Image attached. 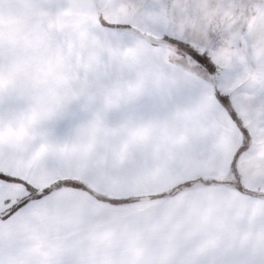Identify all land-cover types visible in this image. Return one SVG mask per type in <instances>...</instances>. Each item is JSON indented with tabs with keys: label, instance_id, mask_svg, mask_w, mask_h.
I'll return each mask as SVG.
<instances>
[{
	"label": "snow or ice",
	"instance_id": "1",
	"mask_svg": "<svg viewBox=\"0 0 264 264\" xmlns=\"http://www.w3.org/2000/svg\"><path fill=\"white\" fill-rule=\"evenodd\" d=\"M201 178L264 264V0H0V264H91L95 226Z\"/></svg>",
	"mask_w": 264,
	"mask_h": 264
},
{
	"label": "rangeland",
	"instance_id": "2",
	"mask_svg": "<svg viewBox=\"0 0 264 264\" xmlns=\"http://www.w3.org/2000/svg\"><path fill=\"white\" fill-rule=\"evenodd\" d=\"M193 183L194 190L173 185L159 194L164 196L138 197L152 203L145 214L126 218L119 229L95 226L85 247L91 264H234L241 256L236 254L242 253H235V227L252 224L255 236L257 216L235 192L227 199L218 192L212 200H201L207 180Z\"/></svg>",
	"mask_w": 264,
	"mask_h": 264
},
{
	"label": "crops",
	"instance_id": "3",
	"mask_svg": "<svg viewBox=\"0 0 264 264\" xmlns=\"http://www.w3.org/2000/svg\"><path fill=\"white\" fill-rule=\"evenodd\" d=\"M254 228H256V227H254V225H252V224H248V226L247 225L242 226V227L240 226V228L235 227L234 239L237 242V247L235 249V253L238 251H241V250H242V253L239 252L236 254V255L240 254L241 256L239 258H237V256L235 257L234 264H239V261L242 258H245V257L251 258L252 256L255 255L256 251H255V253H253V249H256L254 247V244L256 243V239H255L256 235L253 236ZM238 234H240L241 237L238 236ZM246 234H249V236L244 237V235H246ZM240 241H242V242H240ZM241 243H247V246L246 247H240L239 245ZM248 250H250V252Z\"/></svg>",
	"mask_w": 264,
	"mask_h": 264
},
{
	"label": "trees",
	"instance_id": "4",
	"mask_svg": "<svg viewBox=\"0 0 264 264\" xmlns=\"http://www.w3.org/2000/svg\"><path fill=\"white\" fill-rule=\"evenodd\" d=\"M161 196H164V195H154V196H152V198H158V197H161Z\"/></svg>",
	"mask_w": 264,
	"mask_h": 264
}]
</instances>
